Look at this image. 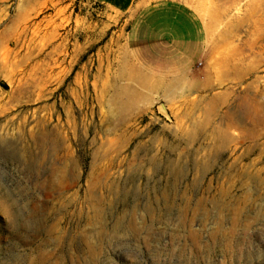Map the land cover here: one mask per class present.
<instances>
[{
  "label": "rangeland",
  "instance_id": "1",
  "mask_svg": "<svg viewBox=\"0 0 264 264\" xmlns=\"http://www.w3.org/2000/svg\"><path fill=\"white\" fill-rule=\"evenodd\" d=\"M130 29L0 0V264H264V36L259 63L142 86Z\"/></svg>",
  "mask_w": 264,
  "mask_h": 264
},
{
  "label": "crops",
  "instance_id": "2",
  "mask_svg": "<svg viewBox=\"0 0 264 264\" xmlns=\"http://www.w3.org/2000/svg\"><path fill=\"white\" fill-rule=\"evenodd\" d=\"M96 1L130 21L121 68L140 72L142 86L187 76L202 61L227 72L242 69L245 54L259 63L264 0Z\"/></svg>",
  "mask_w": 264,
  "mask_h": 264
},
{
  "label": "bare ground",
  "instance_id": "3",
  "mask_svg": "<svg viewBox=\"0 0 264 264\" xmlns=\"http://www.w3.org/2000/svg\"><path fill=\"white\" fill-rule=\"evenodd\" d=\"M261 155V154H260ZM262 158V157H261ZM260 159V158H259ZM261 183V182H260Z\"/></svg>",
  "mask_w": 264,
  "mask_h": 264
}]
</instances>
